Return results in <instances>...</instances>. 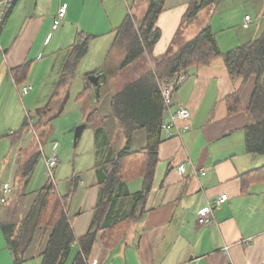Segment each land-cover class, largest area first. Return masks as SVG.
I'll return each mask as SVG.
<instances>
[{
    "label": "crops",
    "instance_id": "crops-1",
    "mask_svg": "<svg viewBox=\"0 0 264 264\" xmlns=\"http://www.w3.org/2000/svg\"><path fill=\"white\" fill-rule=\"evenodd\" d=\"M191 1L165 0L155 26L160 33L158 41L149 53L127 67H122L127 49L116 40V30L129 14L143 18L151 0H126L124 5L121 0H15L9 17L0 25V104L30 109L35 106L30 111L39 125L74 88L75 104H89L82 109L85 128L90 125L94 131V164L88 169V180L84 178L87 175L84 170H79L67 178L64 194L60 192L68 194L70 179L78 177L68 204L77 238L88 232L99 200L95 167L112 151L119 152L127 146L112 116L115 93L153 68L155 59H160L170 47L178 49L203 29L209 28L216 35L223 53L264 34V0H218L185 22ZM61 7H66L65 17L60 27L53 30ZM246 16L251 17L250 22ZM232 28L235 31L230 32L231 41H223L220 36ZM78 31L95 38L76 65L74 75L67 76L71 47ZM101 38L105 43L99 46ZM97 46L100 49L94 50ZM21 67L26 70L20 69L15 74L14 69ZM186 74L172 95L170 109L174 112L179 105L188 108L191 128L182 138L168 139L162 132L159 161L140 220L116 226L106 238L104 231L99 232L89 258L91 264H264V155L247 152L245 134L251 122L248 109L256 77L246 81L232 79L221 56L209 64L188 69ZM24 87L29 88L27 94L22 92ZM59 90L62 95H55ZM237 92L240 93L237 109L231 112L229 98ZM45 96L50 99L43 100ZM95 110L104 121L94 117L92 125L87 119ZM169 119L166 109L163 122ZM1 120L10 122L11 117L3 114ZM98 127L103 131L97 137ZM27 133L18 141L11 137L20 146L14 147L12 142L14 153L10 156L8 151L10 164L5 171L10 170L9 180L0 182V191L6 185L12 187L11 200L15 198L17 185L24 183L19 178V168L37 152L44 159L47 175L42 138L39 137L40 145L31 144L27 148L26 144L24 148ZM137 138L140 144L136 147ZM21 139L24 141L20 142ZM146 141L145 130H139L132 138L130 151L143 149ZM181 164L186 165L183 175L178 171ZM202 171L206 173L204 176L200 174ZM126 184L130 193L135 194L142 189L143 177L139 174ZM36 192L23 191L12 207L0 206V264H41L45 240L40 233L26 259L18 262L1 228V223L15 214L24 216L34 197L30 194ZM222 194L229 198L215 209V223L199 225L200 211L208 201ZM125 202L124 210H130L133 201L128 198ZM22 203L25 207L20 211ZM225 246L230 247L228 252L223 251ZM78 251L75 245L64 264H72Z\"/></svg>",
    "mask_w": 264,
    "mask_h": 264
},
{
    "label": "trees",
    "instance_id": "trees-1",
    "mask_svg": "<svg viewBox=\"0 0 264 264\" xmlns=\"http://www.w3.org/2000/svg\"><path fill=\"white\" fill-rule=\"evenodd\" d=\"M217 1L192 0L184 21H190ZM164 3L165 0H151L143 18L137 19L129 14L116 30V40L127 49L122 67H127L149 53L158 41L160 33L155 26ZM12 9L13 3L9 5L4 20L9 17ZM94 38V35L83 31L76 33L65 75H74L76 65L87 53ZM218 56L223 58L232 79L243 78L246 81L252 76L256 77L255 90L248 109L251 122L245 128L246 149L251 154L264 155V34L223 53L218 47L216 35L209 28L203 29L178 49L170 47L165 55L155 59L153 68L138 79L125 83L112 97V116L117 120L127 146L119 152L112 151L95 167L100 194L91 225L84 236L76 237L68 208L69 199L78 184L77 176L70 179V192L65 195H61L55 182L48 178L41 189L30 194L34 197L24 216L17 217L15 214L1 223L8 248L18 262L26 259L29 248L40 233L41 238L45 240V246L40 253L41 264H64L75 245L79 251L72 264H91L89 258L99 232L104 231L106 238L116 226L128 220H140L151 190L159 161L158 148L162 142L161 125L166 107L160 84L171 81L176 73L209 64ZM20 69L22 72L26 70L24 67L14 69L15 74ZM239 94L234 93L229 98L232 99L229 108L231 112L237 109ZM94 117L104 121L95 110L89 113L87 122L91 121L92 125H95ZM38 125L37 121L35 128ZM28 129L29 124L25 120L17 133L8 136L18 141ZM139 130L146 132V146L132 152L130 144ZM102 131V127L95 129L96 136ZM40 158L41 154L37 152L19 168V178L25 184L32 178ZM139 174L143 177L142 189L132 194L126 181L136 178ZM128 198L133 202L130 210H124L125 200ZM9 201L10 198L3 203L0 198V206H6Z\"/></svg>",
    "mask_w": 264,
    "mask_h": 264
},
{
    "label": "rangeland",
    "instance_id": "rangeland-1",
    "mask_svg": "<svg viewBox=\"0 0 264 264\" xmlns=\"http://www.w3.org/2000/svg\"><path fill=\"white\" fill-rule=\"evenodd\" d=\"M122 4H126V0H121ZM234 28L227 30L220 38L223 41H231V34L230 32H234ZM99 46L102 45V43H105V40H102V38L97 42ZM97 46L94 48V50L97 48L100 49V47ZM89 50V48H88ZM93 50V52H94ZM48 90V89H47ZM47 90L45 92L47 94ZM80 90V89H79ZM77 89L74 88V90L70 91L66 97H64V100L61 105H55L53 106V114L48 115V119L42 120L40 125H38L34 132L27 133L25 136L26 138L24 141L23 147L28 144H32V146H38L40 138H42L41 147H43V151L45 155L50 154L52 151H55L56 154L59 157V163L55 169V175H54V182L57 185V191L62 194L63 192L68 188V182L66 181L67 178H69L72 174L76 173L79 170H84V173L86 177L85 180H88L89 173L88 169L89 167H92L94 164V147H95V141H94V134L92 128H90V125L85 128L81 138L78 140V143L75 145L74 143V129L81 125L85 124V117L83 114L82 108H87L89 106L88 102H81L79 104H75V97L77 95L76 93ZM79 92V91H78ZM79 94V93H78ZM55 95H62V91L59 90L58 93ZM50 97H44L43 100H49ZM48 104V103H47ZM47 106V105H43ZM29 108V107H28ZM26 107H23V105H15L12 103H1L0 104V127L1 129V135H3L2 140H0V182H4L9 180L10 170L8 172L6 171L7 165L10 164V157L7 156L8 151L10 152V156L14 153V150L12 151V142L14 144V147L20 146L19 143H15L14 141H11V137H9V134L17 133V131L20 130L22 127L25 118L26 113L30 112L32 115L33 111L35 110V106H33L32 109H28ZM25 110V111H24ZM23 111V112H22ZM3 114H7L8 117H11L10 122H5L1 120V117ZM92 122L90 121L89 124ZM140 133H144L143 131ZM40 134V135H39ZM142 135V134H140ZM16 137V136H14ZM140 137V136H139ZM140 144L139 138L136 139L134 146H138ZM98 147V145H97ZM25 148V147H24ZM101 148V147H100ZM99 148V150H100ZM16 151V148H15ZM8 157V161L5 163V157ZM5 158V159H4ZM60 165V167H59ZM10 169V168H9ZM48 177L46 175V167L44 164V159L40 158L38 160V163L34 169V172L32 174V178L30 179L28 184H18L17 185V191L14 193L13 196H15L14 199H10V201L6 204V207H12L16 204V202L19 200L20 194L24 192L31 193L38 191L42 188V186L46 183ZM12 182V181H11ZM27 202V201H26ZM29 203V202H28ZM22 203L20 206V211H23ZM27 205V204H26Z\"/></svg>",
    "mask_w": 264,
    "mask_h": 264
},
{
    "label": "built area",
    "instance_id": "built-area-1",
    "mask_svg": "<svg viewBox=\"0 0 264 264\" xmlns=\"http://www.w3.org/2000/svg\"><path fill=\"white\" fill-rule=\"evenodd\" d=\"M14 1L15 0H0V25L3 23L9 5H11ZM65 14L66 7H61L58 10L57 17L52 25L53 30H56L60 27L65 17ZM250 20L251 17L246 16V21L250 22ZM186 76V72H179L175 74L174 78L171 81L160 84V89L164 99L165 107L168 110L170 116L168 122L162 123L161 131L164 132L166 138L168 139L173 137L182 138V136L186 134L191 128L189 123L191 119V112L188 108L183 105H179L174 112L170 109L172 104V95L176 91V89L182 84V82L186 79ZM28 90V87H24L22 89V92L24 94H27ZM25 120L29 124L28 132H34L37 119L29 112H27ZM45 162L47 166V177L54 182L55 169L59 163L58 155L54 151L51 152L49 155L46 156ZM178 171L181 175H183L186 172V165H179ZM200 174L201 176H204L206 173L202 171ZM1 192V202L5 203L12 195L13 189L12 187L6 185L2 188ZM228 198L229 197L227 194H222L215 200L208 201L207 205L200 211V214L198 216L199 225L207 226L212 223H215V209L225 204L228 201ZM229 249V246H225L223 251L228 252Z\"/></svg>",
    "mask_w": 264,
    "mask_h": 264
},
{
    "label": "water",
    "instance_id": "water-1",
    "mask_svg": "<svg viewBox=\"0 0 264 264\" xmlns=\"http://www.w3.org/2000/svg\"><path fill=\"white\" fill-rule=\"evenodd\" d=\"M85 127H86L85 124H81V125L76 127L75 133H74V143H75V145L78 143V140L81 138Z\"/></svg>",
    "mask_w": 264,
    "mask_h": 264
}]
</instances>
